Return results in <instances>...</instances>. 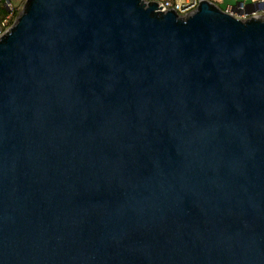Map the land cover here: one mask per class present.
Here are the masks:
<instances>
[{"label": "water", "instance_id": "1", "mask_svg": "<svg viewBox=\"0 0 264 264\" xmlns=\"http://www.w3.org/2000/svg\"><path fill=\"white\" fill-rule=\"evenodd\" d=\"M0 264H264V18L26 0L0 37Z\"/></svg>", "mask_w": 264, "mask_h": 264}, {"label": "built area", "instance_id": "2", "mask_svg": "<svg viewBox=\"0 0 264 264\" xmlns=\"http://www.w3.org/2000/svg\"><path fill=\"white\" fill-rule=\"evenodd\" d=\"M201 1L203 0H143L145 4H157L158 12L165 13L173 11L182 18L195 12ZM206 1L212 3L224 13L232 15L241 21L264 18V0H230L233 1V4H225L224 2L218 4L222 0ZM24 4L25 2L20 7H13L10 0H0V7L5 10L4 16L2 18L0 17V37L15 24ZM16 15L17 18L15 19ZM11 21L12 24L10 25Z\"/></svg>", "mask_w": 264, "mask_h": 264}, {"label": "rangeland", "instance_id": "3", "mask_svg": "<svg viewBox=\"0 0 264 264\" xmlns=\"http://www.w3.org/2000/svg\"><path fill=\"white\" fill-rule=\"evenodd\" d=\"M11 4L13 7H20L22 6V4L25 2V0H10ZM220 2H224L225 4H233V1H230V0H222V1H219L218 4Z\"/></svg>", "mask_w": 264, "mask_h": 264}, {"label": "trees", "instance_id": "4", "mask_svg": "<svg viewBox=\"0 0 264 264\" xmlns=\"http://www.w3.org/2000/svg\"><path fill=\"white\" fill-rule=\"evenodd\" d=\"M4 14H5V10L2 7H0V17L2 18L4 16ZM16 18H17V15L15 16V19ZM11 24H12V21L10 22V25Z\"/></svg>", "mask_w": 264, "mask_h": 264}]
</instances>
